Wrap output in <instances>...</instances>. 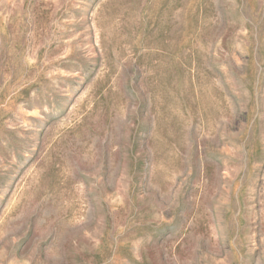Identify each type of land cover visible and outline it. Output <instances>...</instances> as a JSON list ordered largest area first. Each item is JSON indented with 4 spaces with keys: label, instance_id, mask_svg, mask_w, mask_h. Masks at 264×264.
Returning <instances> with one entry per match:
<instances>
[{
    "label": "rangeland",
    "instance_id": "374dc122",
    "mask_svg": "<svg viewBox=\"0 0 264 264\" xmlns=\"http://www.w3.org/2000/svg\"><path fill=\"white\" fill-rule=\"evenodd\" d=\"M0 264H264V0H0Z\"/></svg>",
    "mask_w": 264,
    "mask_h": 264
}]
</instances>
